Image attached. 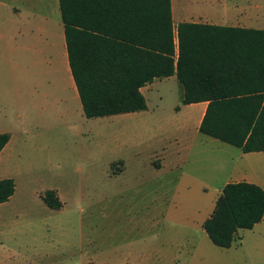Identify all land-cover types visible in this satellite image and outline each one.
<instances>
[{"label":"crops","instance_id":"crops-1","mask_svg":"<svg viewBox=\"0 0 264 264\" xmlns=\"http://www.w3.org/2000/svg\"><path fill=\"white\" fill-rule=\"evenodd\" d=\"M257 1L232 0L231 7L219 12L217 5L215 10L210 5L190 10L170 0L174 32L180 22L264 29L260 26L264 4ZM139 90L145 109L107 116L135 117L146 136L156 139L147 159H137V167L148 168L151 176L144 181L156 182L159 193L151 199L143 222L144 247L120 254L119 264H240L243 256L251 264H264V214L251 228H238L229 247L215 245L202 227L225 184L248 182L264 191V151L244 152L202 133L199 126L207 101L184 103V87L175 74L154 78ZM164 99L171 105L167 113L160 109ZM82 117L59 0H0V134H9L0 150V179L14 181L13 193L0 204L19 198L17 175L11 169L19 167L20 155L50 147L47 161L52 160L59 123L66 127ZM162 135L169 144H163ZM117 162L121 164L112 173L124 172L127 166L121 158L111 161L110 167ZM216 185L215 198L209 202H196L188 195L192 186L205 190ZM52 190L61 202L60 208L52 209L62 212L65 200ZM159 234L164 238L154 242ZM104 256H97L98 264L109 260Z\"/></svg>","mask_w":264,"mask_h":264},{"label":"trees","instance_id":"trees-1","mask_svg":"<svg viewBox=\"0 0 264 264\" xmlns=\"http://www.w3.org/2000/svg\"><path fill=\"white\" fill-rule=\"evenodd\" d=\"M59 9L85 117L143 110L139 88L175 74L184 103L207 101L202 133L264 151V29L180 22L174 32L170 0H59ZM8 139L0 134V150ZM13 190L12 178L0 179V203ZM41 198L61 207L52 189ZM263 214L260 186L227 183L202 227L215 245L229 247L238 228Z\"/></svg>","mask_w":264,"mask_h":264},{"label":"rangeland","instance_id":"rangeland-1","mask_svg":"<svg viewBox=\"0 0 264 264\" xmlns=\"http://www.w3.org/2000/svg\"><path fill=\"white\" fill-rule=\"evenodd\" d=\"M231 1L177 0L185 9L210 5L215 10L217 5L219 12L231 7ZM165 102L160 107L163 113L171 107ZM140 124L129 116L76 118L66 127L57 126L52 160L47 161L50 147L22 153L19 167L11 169L17 175L19 198L10 205L0 204V264H98L99 255L109 258L103 264H119L120 254H128L132 247L143 248L144 219L159 191L156 182L144 181L151 176L148 168L137 167L156 140L147 137ZM161 139L163 144L170 143L166 135ZM118 158L127 169L112 173L121 162L112 167L110 162ZM217 188L192 186L188 195L193 201L209 202ZM47 189L63 196L62 212L43 202L41 196ZM163 238L159 234L153 240ZM239 261L249 263L245 256Z\"/></svg>","mask_w":264,"mask_h":264}]
</instances>
